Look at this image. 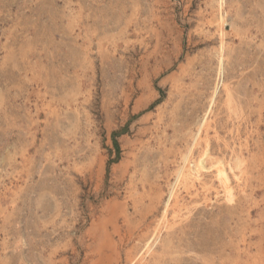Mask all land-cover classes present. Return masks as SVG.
Instances as JSON below:
<instances>
[{
    "label": "rangeland",
    "instance_id": "obj_1",
    "mask_svg": "<svg viewBox=\"0 0 264 264\" xmlns=\"http://www.w3.org/2000/svg\"><path fill=\"white\" fill-rule=\"evenodd\" d=\"M0 264H264V0H0Z\"/></svg>",
    "mask_w": 264,
    "mask_h": 264
},
{
    "label": "bare ground",
    "instance_id": "obj_2",
    "mask_svg": "<svg viewBox=\"0 0 264 264\" xmlns=\"http://www.w3.org/2000/svg\"><path fill=\"white\" fill-rule=\"evenodd\" d=\"M220 22H221V21H220ZM220 24H221V23H219L218 25H220ZM199 127H200V125L196 128V129H197V133H198V131H199ZM197 133H195V134L193 135V138H191V139H193L192 142L196 139V135H197ZM192 142H191V143H192ZM190 146H191V144L188 146L187 151L189 150ZM187 151H186L185 155H183L184 157H182V158H183V160H182L183 162H185L186 159H187V155H188V154H187V153H188ZM183 164H184V163H183ZM182 166H183V165H182ZM182 166H181V167H182ZM181 167L179 166V167L176 169V176H175V177H177V179H179V178L181 177V175H182V174H181ZM173 184H174V183H173ZM173 184L171 183L170 190H172V188H173ZM171 192H172V191H171ZM158 193H159V192H157V195H158ZM157 195H156V196H157ZM159 195H160V194H159ZM159 195H158V196H159ZM176 198H177V197H176ZM157 226H158V223H157Z\"/></svg>",
    "mask_w": 264,
    "mask_h": 264
}]
</instances>
